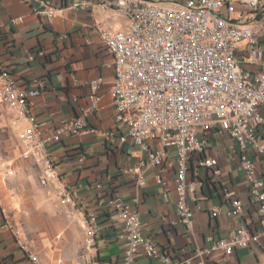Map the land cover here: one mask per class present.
I'll return each mask as SVG.
<instances>
[{
  "label": "crops",
  "instance_id": "crops-1",
  "mask_svg": "<svg viewBox=\"0 0 264 264\" xmlns=\"http://www.w3.org/2000/svg\"><path fill=\"white\" fill-rule=\"evenodd\" d=\"M44 1L57 8L54 16H44L45 8L37 0H0V64L21 92L38 91L29 100L30 113L44 134L91 110L89 85L97 78L102 79L100 101L86 115L87 132L67 136L49 148L60 183L78 189L77 207L63 208L53 188H39L40 167L22 156L17 134L27 123L16 120L0 99V264H33L31 255L41 264H72L81 249L88 264H121L126 244L119 238L122 226L107 206L113 197L136 207L142 233L174 262L209 248V237H226L247 224L251 234H258L256 242L230 256L213 251L202 260L204 264H264V216L257 214L237 169L241 151L234 140L211 133L203 154L189 161L188 183H196V195L195 200H187L192 212L187 227L176 213L175 151L169 150L160 166L147 165L144 184L139 185L138 176L128 170L147 161V153L130 140L121 146L108 140L109 133L115 132L110 95L114 71L108 67L113 58L94 31L95 23L107 17L96 11L68 10V0ZM17 18L21 22L12 24ZM257 136L264 144V127ZM247 154L264 182V154L252 148ZM208 157L219 162L218 179L210 170L198 168V162ZM8 170L14 175H8ZM158 175L163 183L157 181ZM224 190H231L241 201L242 216H212L213 211L228 208ZM65 210L71 212V219L65 217ZM90 213L96 214L98 233L86 245L82 217ZM133 264L163 263L139 254Z\"/></svg>",
  "mask_w": 264,
  "mask_h": 264
},
{
  "label": "built area",
  "instance_id": "built-area-1",
  "mask_svg": "<svg viewBox=\"0 0 264 264\" xmlns=\"http://www.w3.org/2000/svg\"><path fill=\"white\" fill-rule=\"evenodd\" d=\"M37 1L45 8L44 16L55 15L57 8ZM65 7L107 17L95 23L94 31L113 58L108 67L114 71L110 95L116 133H109L108 140L117 146L130 140L147 153V161L128 170L138 176V184H144L142 174L147 165L160 166L168 151L174 150L176 213L189 227L192 212L187 200H195L196 183H188V163L203 154L209 134L228 136L241 151L237 169L251 203L263 217L264 182L247 153L252 148L264 154V144L257 136L264 127V0H68ZM21 20L13 19L12 24ZM101 82L97 78L89 85L91 110L100 101ZM37 93L21 92L0 64V99L16 120L27 123L17 134L22 156L40 167L38 184L54 189L60 207L76 208L78 189L60 183L57 161L49 148L67 136L87 132L86 115L91 110L44 134L30 113L29 100ZM198 168L210 170L215 179L222 175L216 157L200 160ZM7 174L13 176L14 171ZM156 179L163 183L159 175ZM233 195L231 190L223 191L228 208L213 211L214 218L243 215L244 206ZM107 206L122 226L119 238L126 248L121 264H133L139 254L163 264H204L202 258L213 251L230 256L258 238L247 224H240L226 237H209L211 246L196 251L192 258L174 262L142 233L134 205L113 197ZM64 214L72 218L68 210ZM81 228L85 244L90 245L98 233L96 214L83 215ZM30 260L41 264L36 255Z\"/></svg>",
  "mask_w": 264,
  "mask_h": 264
},
{
  "label": "rangeland",
  "instance_id": "rangeland-1",
  "mask_svg": "<svg viewBox=\"0 0 264 264\" xmlns=\"http://www.w3.org/2000/svg\"><path fill=\"white\" fill-rule=\"evenodd\" d=\"M39 188H41L42 190L44 188H42L39 184H38ZM83 243H85V236L83 238ZM74 258V259H73ZM73 261H72V264L74 262V264H88V258H87V255L84 253V250L81 249V251H79L77 253V255L75 257H73Z\"/></svg>",
  "mask_w": 264,
  "mask_h": 264
}]
</instances>
